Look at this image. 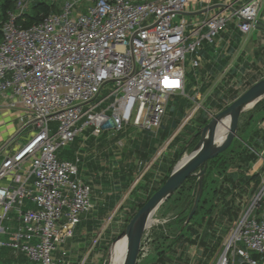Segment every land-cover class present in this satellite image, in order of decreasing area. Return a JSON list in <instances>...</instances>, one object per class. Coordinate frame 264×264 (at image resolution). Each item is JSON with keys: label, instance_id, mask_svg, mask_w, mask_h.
I'll return each mask as SVG.
<instances>
[{"label": "built area", "instance_id": "built-area-1", "mask_svg": "<svg viewBox=\"0 0 264 264\" xmlns=\"http://www.w3.org/2000/svg\"><path fill=\"white\" fill-rule=\"evenodd\" d=\"M82 1L65 0L59 12L25 27L19 19L31 0H19L1 28L0 96L16 99L7 107L19 110L23 131L31 126L32 132L0 166V248L17 251L35 264H57L58 244L94 210L92 187L80 178L78 161L59 159V151L88 128L96 137L128 126L158 131L170 98L186 94L188 56L192 69L197 68L203 44L213 42L232 20L244 34L257 28L264 2L247 0L235 7L224 0L216 12L189 29L187 22L176 19L193 0H87L88 9L76 14ZM109 84L115 89L85 108ZM187 97L195 107L179 129L202 108L199 94ZM109 99L106 108L97 111ZM52 123L58 124L56 131ZM263 200L264 175L218 264H232L235 255L252 262L249 250L264 256V221L251 217ZM25 201L36 208L17 209L21 225L16 230L3 226L14 205ZM238 242L247 250L238 249Z\"/></svg>", "mask_w": 264, "mask_h": 264}, {"label": "crops", "instance_id": "crops-1", "mask_svg": "<svg viewBox=\"0 0 264 264\" xmlns=\"http://www.w3.org/2000/svg\"><path fill=\"white\" fill-rule=\"evenodd\" d=\"M135 1L142 2L140 0ZM229 2L233 3L235 7H240L247 3V0H229ZM223 4L224 0H213L211 4L204 3V0L199 2L193 0L188 10L179 15L181 18L178 21L184 20L187 22L189 29H191L193 25L203 22L209 13L216 12ZM203 14L205 15L204 17ZM199 15L202 16L196 17ZM186 16H190V20ZM258 18L260 22L258 27L247 34L241 33L232 20L213 39V42H205L203 44L202 49L198 53L199 66L193 69L197 79V87L196 89L194 88V91L199 94L202 105L204 104L203 100L207 98L208 107H217V111L220 110L221 112L225 105L235 100H231L233 93L242 91L240 94L242 95L244 93L242 89H244L246 83L249 82L251 87L264 78V14L259 12ZM206 31L207 28L202 30L203 33ZM202 91H205L206 94H202ZM10 95L9 97L0 96V166L5 157L13 153L17 145L22 144L19 141H15L16 136L24 128L21 122L22 114L19 110L7 107L9 102L16 100ZM211 113L213 112L211 111ZM251 119L253 120H251L249 125H245L243 133H241L246 139L236 134L238 135L235 137L238 140L236 143L239 142V145L230 148H238V151L243 153L245 157H249V161L246 163L237 160L230 167L228 173L235 178L236 182L242 179L247 181L255 175H259L258 190L254 192V181L250 183L246 191L238 187L233 189L230 183L223 182L221 179L219 181V187L221 183H225V187L230 190L233 189L226 197V200L234 198V204L239 207L240 214L235 222L236 224L251 208L264 175V109L255 112ZM15 120L19 121L20 129L17 127ZM163 124L164 121L162 126ZM160 129L151 133L128 126L123 131L113 135L128 133V135H131L129 142L123 136L118 141L119 146L110 142L107 147L102 149L99 144L90 141V135L84 133L74 143L59 151V159L78 161L82 180L88 184H90L89 181H93L100 185L98 186L99 197L95 196L92 198L94 205L92 213L83 218L82 222L73 229L72 235L64 243L58 244V249L54 254L57 264H105L104 256L106 254L104 249L114 239L112 236L113 232L106 221L113 219L115 213L121 208L119 205L122 206L126 203L131 207L130 203L134 200L132 191L135 187L145 182V177L148 174L153 173L150 187L160 181L163 176L162 174L160 178V171L158 169L154 171V166L160 163L171 149L172 145L164 150L166 142L175 132L161 142L158 138ZM129 130H133L132 134H129ZM128 144L129 149L123 151ZM120 146L123 149H119ZM68 149L70 150L69 155L66 152ZM161 151L162 154L158 156ZM145 152L148 153V157L142 159L139 153ZM148 164H151V167L147 170ZM135 165H139V168L135 171L128 188L124 189L126 181L122 179L123 170L127 171L129 168H134ZM86 173L90 176L87 175L86 177L84 175ZM143 173L144 176L141 177ZM135 179H139L138 182H135ZM109 195H114V198L109 199ZM125 195L126 198L123 200L122 197ZM221 197L215 203L216 206L213 212L214 223L210 227L208 225L199 228L197 233H189L186 242L173 245L167 249V252L163 255L165 259H161V255L153 253L152 246H148L149 248L146 249L147 251L144 254L141 253L143 250L140 247L137 264H218L225 252L226 244L232 233L231 230L233 231L234 226H236L234 223L231 228L226 230L229 223V215L225 214V200ZM108 200L116 202V205L103 214L102 209ZM18 208L26 210L36 208V206L30 201L15 204L7 214V220L3 226L16 230L21 225L16 212ZM129 209H127L128 213ZM218 215L221 217L218 218ZM223 215L225 217H222ZM251 217L264 221V200L256 206ZM236 246L238 249L247 250L241 242H238ZM223 247H225L224 252L219 257L218 254ZM248 253L252 262L235 255V257H231V263L264 264V256L250 250ZM0 264L35 263L17 251L9 248H0Z\"/></svg>", "mask_w": 264, "mask_h": 264}, {"label": "trees", "instance_id": "trees-1", "mask_svg": "<svg viewBox=\"0 0 264 264\" xmlns=\"http://www.w3.org/2000/svg\"><path fill=\"white\" fill-rule=\"evenodd\" d=\"M19 0H3L1 9H0V41L2 40V23L7 19L8 12L14 11L16 9V5ZM51 12H59L54 9V7H51L50 5L46 4L45 2L38 3L35 6V13L33 15L26 14L24 18H20L19 22L23 24L25 27H30L33 24H36L39 22L43 15H47ZM24 19V21H23ZM190 104V107L192 106L191 102L188 101V105ZM188 105H183L180 109V113L185 116L186 109L189 108ZM264 109V100L259 103L254 109L250 110L251 113L247 118V122L245 125H249L251 120V116L261 110ZM249 111V112H250ZM245 114V113H244ZM182 116V117H183ZM178 124V121H175L173 124L164 123L163 126L160 129L159 132V140L165 141L167 137H169L174 131L175 125ZM206 125V122L204 121V124ZM244 125V127H245ZM199 130V129H198ZM244 130V128H243ZM195 135V133H194ZM184 138L179 137V135L176 137V139L172 143L171 149L168 151L164 159L156 164L154 166V171L157 169H161L163 173V178L160 181H157L156 184H154L152 187L151 180L153 177V173L148 174L145 177V182L141 183L137 187L134 188L132 191L133 201L131 204V207L129 206V213L130 217L127 220V224L130 221V219L136 214V212L164 185L166 180L169 178L170 174L172 173L177 161H179L183 155L186 152L192 151V149L196 146L199 139L197 138L192 142V146L190 145L185 151L186 145L189 142L188 139L184 142ZM184 143V144H183ZM180 145V149L174 150V146ZM183 144V145H182ZM67 154H70V150L68 149ZM153 152V151H152ZM141 155L140 157L142 159H146L148 157V153H139ZM239 160L240 162H248L249 157H245L243 153L238 151V148L229 149L226 152L218 155L215 159L209 161L207 172L205 175V181H204V193L202 196V200L200 202L199 208L193 218L186 224V220L188 219L189 213L192 210L195 195L197 191L198 186V178L197 177H190L187 179L184 184L181 186V188L174 194V196L161 208L168 206L175 200L182 201V199H185L186 204L184 205V211L183 213L186 214L185 218L183 219L182 225H180V228H178L177 233H172V228L168 227H156L152 228L150 231H148V239L150 240L152 244L153 253L161 255V259L164 258V254L167 252V249L171 248L173 245L181 244L187 241V237L189 233H197V230L199 228H203L205 226L210 227L211 224L214 223V216L213 212L215 210V203L216 201L221 197L223 200H225V211L227 216L229 215V223L226 227V230L231 228V226L238 220L240 210L239 207L236 206L234 198L230 200H226V197L229 195V193L232 192L235 188H242L244 191H246L250 183L252 181L255 182V189L254 192L258 190V186L260 183V176L255 175L253 178L248 179L247 181L239 180L236 182L235 178L228 173L230 167L236 163V161ZM240 166V164H239ZM139 168V165H135L134 168H129V170L125 171L123 170L122 179L126 181V185L124 189H127L129 186V183L135 174V171ZM217 175V177L214 178V176ZM223 180V182L230 183L232 186V190H230L228 187H225V183H221V186L219 187V181ZM214 184V185H213ZM192 191H194V195L191 196ZM209 193V197L207 196ZM108 205V206H107ZM116 205V202L109 201V203H106V206L102 209L103 214L108 212L109 209L114 208ZM160 208V209H161ZM159 209V210H160ZM220 218L221 216H217ZM222 217H225L223 215ZM202 221V222H201ZM124 227H126V225ZM116 238H114L115 240ZM112 240L104 249L105 254L108 252L110 244L114 241ZM4 249V248H3ZM105 264L106 261H105Z\"/></svg>", "mask_w": 264, "mask_h": 264}, {"label": "rangeland", "instance_id": "rangeland-1", "mask_svg": "<svg viewBox=\"0 0 264 264\" xmlns=\"http://www.w3.org/2000/svg\"><path fill=\"white\" fill-rule=\"evenodd\" d=\"M23 1H25V0H23ZM140 1H142V2L144 1L145 2L147 0H140ZM2 2H3V0H0V9H1ZM41 2H45L46 4L50 5L51 7H54V9L56 11H60L62 9L63 5H64L65 0H31L29 7H27V9H26L27 14L28 15H33L35 13V6L38 3H41ZM89 6H90V2H88L87 0H84L75 9V13L76 14L77 13H82V12L86 11ZM259 12H260V14H264V3L262 5V7L260 8V11ZM201 16L202 15H199V16H196V17H201ZM204 16L205 15L203 14V17ZM180 18H181V16L180 17L178 16L177 19H176V21H178ZM186 18L190 20V16H186ZM152 20L153 19L151 18L150 20H148L147 23H149ZM186 77H187L186 94L185 95H177V96H173V97L170 98V100L168 102V111H167L166 117L164 119V123L173 124L175 121H178V124L175 125V127H174V129H175L174 132H177L179 130L177 136L179 135V137L184 138L185 140L188 139V141H190L192 139V137L194 136V133L196 134L200 129H202L205 126V125H203L204 124V121L206 122V125H207L209 123V121L213 118V116H215L216 114H218L220 112V110L217 111V107H214V108L208 107L209 105L206 103L207 98H205L203 100V103L204 104L202 105V108L196 113V115L194 116V118H192L189 123H187L181 129H179L180 126L182 125L183 121L185 120V118L191 113V111L195 107V103L191 99H189L187 97V96L193 97L196 94V92H197V91L196 92L194 91V88L196 89V87H197V79H196V76H195V72L193 71L192 67L190 66L189 56H188V61L186 63ZM247 88L248 89L250 88V83L249 82L245 84L244 89H242L243 92H245L246 90H248ZM113 89H115L114 84L107 85L104 88V90L101 92V94L98 96V98L96 100H94L92 103L86 105L85 108L91 107L92 105H95L96 103H98V102L102 101L103 99H105L111 93V91ZM241 92L240 91H237V92L233 93L231 95V100H233V99L236 100L240 96ZM202 94L205 95L206 94L205 91H202ZM188 101L191 102V104H192L191 107H190V104L188 105ZM110 102H111L110 99L109 100H106L104 102V104L102 105V107H100L97 111H101L104 108H106V106ZM0 104H1V100H0ZM185 104L188 105L189 108L186 109V114H185V116H183L180 113V109ZM230 104L228 103L227 105H225L226 107L224 106V108L221 107V108H223L221 110H224ZM211 111L213 113H211ZM250 113H251V111L250 112L248 111V112H246L245 114H243L240 117L239 122H238V127H237L236 133L234 135V138L236 136H238V135H241V133H243L244 125L246 124L247 118L250 115ZM19 117H20V115H19ZM18 120H19V118H18ZM15 123H16L17 127L19 128L20 127L19 126L20 125L19 124V121L17 122L15 120ZM26 123H28V121H26ZM51 126H52V129L54 131H56V129L58 127V124L57 123H52ZM91 131H92L91 128H88L86 130V134L87 135H90V141L93 142V143L99 144V146H100L101 149L107 147L108 146L107 144H109L110 142L115 143L117 146H119V142L118 141L121 138H123V136H125L127 138V141L128 142L131 139V135H128V133H126V134H116L117 135L116 136V135H113L114 134L113 131H110V132L102 135L101 137H98L97 138L96 136H94V135L91 134ZM31 132H32V128L30 126V127L26 128L24 131H22V133L16 138L15 141H19L21 143L25 142L26 141V137H28ZM132 132H133V130H129V134H132ZM236 134H238V135H236ZM110 136H111V138H110ZM241 137H243V138L246 139V137L244 135H241ZM167 138H169V137H167ZM196 139L197 138H195V140ZM185 140L182 139L183 142ZM237 141L238 140L235 138L234 141H233V143L229 146V148L226 149V150H224V151H222L220 154L226 152L231 147H234L236 145H239V142L236 143ZM174 142H176V141H174ZM188 143H187V145H188ZM180 147H181L180 145H176L175 144V146H174L173 149L174 150H178V149H180ZM119 149H123V148L120 146ZM125 149H127V150L129 149V144H128V146L127 145L125 146V148L123 149V151ZM189 153H190V150L186 154H189ZM186 154H184V155H186ZM179 161H177V163ZM177 163H176V165H177ZM159 171H160L159 175H160V178H161V176H162L163 173H162L161 169H159ZM84 175L87 177V175H89V174L86 173ZM84 175H83V178H84ZM163 176H162V178H163ZM215 177H217V175H215L214 178ZM135 180H136L135 182H138L139 179L138 180L135 179ZM88 181H89V179H88ZM89 183L92 185V198L95 197V196L99 197L98 196V192H99L98 186L100 184L98 185L97 183H94L93 181H91V182L89 181ZM192 195H194V191H192L191 196ZM207 196L208 197L210 196L209 193H208ZM111 198H114V195H109V199H111ZM122 198L124 200L126 198V195L124 197H122ZM106 202L109 203V200L106 201ZM185 202H187V201H185V199H182V201L175 200L174 202H172L168 206H165V207H163V208H161L160 210L157 211V213L154 216L155 223L142 236V240H141V247H142V250H143V252H141L142 254H144L147 251L146 249L149 248L148 246H152L150 240L148 239V233H147L152 228H156V227L162 226V227L172 228V233H177L178 232V228H180V225H182V222L181 221H183V219L186 216V214L183 213V211H184V205L186 204ZM126 205H128V204L125 203L122 206L119 205V207H121V208L118 209V212L117 213H115V215L113 216V219H110V220L106 221L107 222V225L109 224V228H111V231L113 232L112 236L114 238H116L122 232V230L125 228L124 227L125 224H127L128 218L130 217V214H127L128 213V210L127 209H129V205L128 206H126ZM105 206H106V204H105ZM109 210H111V209H109ZM186 224H187V220H186V222H185L184 225H186ZM236 226H237V224H236ZM236 226H234V228ZM231 232H232V230H231ZM113 237H111V238H113ZM112 240H114V239H112ZM224 248L225 247H223V249L221 250V252H219V254H218L219 257L223 254ZM108 251H109V249H108ZM104 257H105L104 259H105L106 263L109 264V260L107 259L109 257L108 252L106 253V255Z\"/></svg>", "mask_w": 264, "mask_h": 264}, {"label": "water", "instance_id": "water-1", "mask_svg": "<svg viewBox=\"0 0 264 264\" xmlns=\"http://www.w3.org/2000/svg\"><path fill=\"white\" fill-rule=\"evenodd\" d=\"M263 100L264 78L253 84L227 108L213 116L209 123L192 137L185 151L195 138H199L196 146L189 154H186V152V155H183L164 185L136 212L122 232L110 244L109 257L107 258L109 262L114 244L126 237L127 251L124 264H137L142 236L151 228V222L154 220L157 211L174 196L187 179L197 177V191L187 223L193 218L204 193V181L209 161L215 159L230 145L236 133L240 117L254 109ZM225 120L228 121V130L225 136L217 142V128Z\"/></svg>", "mask_w": 264, "mask_h": 264}, {"label": "bare ground", "instance_id": "bare-ground-1", "mask_svg": "<svg viewBox=\"0 0 264 264\" xmlns=\"http://www.w3.org/2000/svg\"><path fill=\"white\" fill-rule=\"evenodd\" d=\"M228 130V121H224L217 128L216 141L219 142L226 134ZM155 223V220L151 222V225ZM127 251V238L124 237L117 241L111 249L109 264H124Z\"/></svg>", "mask_w": 264, "mask_h": 264}]
</instances>
